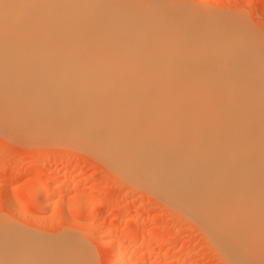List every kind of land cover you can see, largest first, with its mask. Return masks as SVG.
Wrapping results in <instances>:
<instances>
[{
  "label": "bare ground",
  "instance_id": "obj_1",
  "mask_svg": "<svg viewBox=\"0 0 264 264\" xmlns=\"http://www.w3.org/2000/svg\"><path fill=\"white\" fill-rule=\"evenodd\" d=\"M172 10L0 0V134L99 155L197 222L229 264H264V52L199 10ZM23 232L0 225V264H95L82 238ZM120 248L116 264L150 257Z\"/></svg>",
  "mask_w": 264,
  "mask_h": 264
},
{
  "label": "rangeland",
  "instance_id": "obj_2",
  "mask_svg": "<svg viewBox=\"0 0 264 264\" xmlns=\"http://www.w3.org/2000/svg\"><path fill=\"white\" fill-rule=\"evenodd\" d=\"M155 1L173 8L170 14L176 19L184 18L189 9L199 10L264 52V0ZM19 141L0 134V172L7 174L0 178V225L52 241L70 234L82 238L95 264H116L120 247L129 255L134 251L139 259L147 252L150 257L155 254L138 264H229L197 222L143 187L129 184L120 172L112 173L99 155L98 160L74 144ZM44 203H49L47 209Z\"/></svg>",
  "mask_w": 264,
  "mask_h": 264
}]
</instances>
